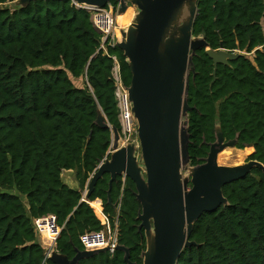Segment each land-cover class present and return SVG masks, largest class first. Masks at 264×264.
Listing matches in <instances>:
<instances>
[{
    "label": "trees",
    "instance_id": "obj_1",
    "mask_svg": "<svg viewBox=\"0 0 264 264\" xmlns=\"http://www.w3.org/2000/svg\"><path fill=\"white\" fill-rule=\"evenodd\" d=\"M0 0V264H57L47 257L33 219L48 213L63 226L56 250L70 259L84 249L80 235L104 228L101 210L117 226L120 245L143 264L147 248L135 182L110 174L98 179L89 201L62 178L73 169L80 189L107 156L111 127L97 123L100 113L121 132L114 60L124 83L132 72L124 51L101 48V34L90 13L72 0H35L10 6ZM117 4V0H112ZM193 35L214 50L240 52L228 65L214 63L206 48L193 57L187 99L190 165L203 163L216 141H226L249 160L264 164V0H198ZM125 16H119L124 24ZM252 56V57H251ZM75 80H83L77 85ZM254 147V148H253ZM228 203L204 212L177 264H264V170L223 186ZM113 204L116 205L113 206ZM117 249L82 258L77 264H126Z\"/></svg>",
    "mask_w": 264,
    "mask_h": 264
},
{
    "label": "water",
    "instance_id": "obj_2",
    "mask_svg": "<svg viewBox=\"0 0 264 264\" xmlns=\"http://www.w3.org/2000/svg\"><path fill=\"white\" fill-rule=\"evenodd\" d=\"M32 1L35 0L13 3L25 6ZM72 1L97 7L112 2ZM197 1L117 0L120 14L125 13L130 4L136 8L132 22L122 28L123 38L117 46L124 51L132 72L129 92L138 121L139 145H121L119 129L110 126L100 113L97 123L111 127L114 151L92 174L83 200L89 199L98 179L105 173L110 174L109 203H112V184L118 176L135 182L136 196L142 206L138 215L139 230L144 229L147 240L143 264H177L183 249L196 245L190 238L199 217L228 203L223 186L244 178L254 166L264 170V164L258 160L235 166L220 165L219 153L227 147H236L237 139L226 141L219 125L216 126V141L210 145L205 161L190 165L188 119L184 117L192 109L187 94L189 73L195 70L193 57L197 50L206 48L214 63L213 83L218 65H228L240 55V52L223 48L214 50L203 37L193 35ZM185 5L189 16L177 21ZM187 165L191 166L190 178L182 175V168ZM38 242L42 245L39 235ZM117 249L125 252L126 264H138L130 259L126 246L119 244ZM108 250L107 247L77 248L76 255L70 259L53 249L48 257L57 264H77L82 258ZM44 251L46 253L47 249Z\"/></svg>",
    "mask_w": 264,
    "mask_h": 264
},
{
    "label": "built area",
    "instance_id": "obj_3",
    "mask_svg": "<svg viewBox=\"0 0 264 264\" xmlns=\"http://www.w3.org/2000/svg\"><path fill=\"white\" fill-rule=\"evenodd\" d=\"M76 7L86 9L91 15V21L96 30L101 34V48L106 51L107 45L116 46L122 41V28L119 27L117 17L120 9V2L114 4L110 2L105 7L79 4L73 2ZM114 66L112 76L115 82V95L117 98L118 116L121 123L120 144L127 145L136 143L139 145L138 121L133 113V103L130 97L129 85L122 79L121 69L116 56H112ZM114 151L113 138L107 156ZM89 203L92 201L87 200ZM95 208V207H94ZM104 228L101 230L85 231L80 235V241L86 250H96L109 248L110 253H114L119 245L117 226H112L109 218L101 210ZM33 225L37 235L41 238L42 246L47 249V257L53 249L62 232L63 226L59 224L58 218L53 213H48L33 219Z\"/></svg>",
    "mask_w": 264,
    "mask_h": 264
},
{
    "label": "rangeland",
    "instance_id": "obj_4",
    "mask_svg": "<svg viewBox=\"0 0 264 264\" xmlns=\"http://www.w3.org/2000/svg\"><path fill=\"white\" fill-rule=\"evenodd\" d=\"M10 6H14V3H11ZM188 14L189 13H188V10H187V6L185 5L181 9V11L178 13L176 20L177 21H180V20L183 21L184 19H186L189 16ZM131 17H132L131 15L126 16L124 24H121L118 21L119 25L121 27H126L127 26V25H125V24H127L126 23V19H127V21L130 22ZM133 19H134V16H133ZM117 20H118V17H117ZM131 22H132V20H131ZM75 83L77 85H82L83 84V80H75ZM186 119H188V118L184 117V120H186ZM139 152H140V150H138V153ZM233 154H235V155H233ZM219 155H220V160L218 161V163L220 165L235 166V165L244 164V163H246L248 161V155L246 154V152L244 150H241L238 147H227L226 149L221 151ZM226 157H227V159H226ZM190 173H191V166L190 165L184 166L182 168V175H183L184 178L185 177L190 178Z\"/></svg>",
    "mask_w": 264,
    "mask_h": 264
},
{
    "label": "crops",
    "instance_id": "obj_5",
    "mask_svg": "<svg viewBox=\"0 0 264 264\" xmlns=\"http://www.w3.org/2000/svg\"><path fill=\"white\" fill-rule=\"evenodd\" d=\"M122 14H125V16H127V15H131V16H132V17H131V20H133V16H135V14H136V8H135V6L130 5L129 8L127 9V11H126L125 13H122ZM118 15H121V14H118ZM130 23H131V21H130V22L128 21V23L125 24V25L128 26ZM246 148H247V147H246ZM246 148L241 149V150H245ZM253 148H254V147H253ZM247 155H249V154H247ZM218 160H219V159H218ZM62 178H63L64 182H65L66 184H68L71 188H73V189H77V190H81V191L83 192V197H84V195H85V191L88 190V183H89V181H88V183H87L85 189H80L79 181H78V179H77V177H76V172H75V170H73V169H70V170H64L63 173H62ZM90 178H91V177H90ZM89 180H90V179H89ZM87 202H88V201H87ZM90 204H91L93 207H95L96 209H99L100 205L102 204V200H101V199H96V200L90 202Z\"/></svg>",
    "mask_w": 264,
    "mask_h": 264
},
{
    "label": "bare ground",
    "instance_id": "obj_6",
    "mask_svg": "<svg viewBox=\"0 0 264 264\" xmlns=\"http://www.w3.org/2000/svg\"><path fill=\"white\" fill-rule=\"evenodd\" d=\"M122 16H125V14H121ZM119 16L120 15H118V20H117V22L119 21ZM128 16V15H127ZM126 17V16H125ZM130 21H131V19H130ZM126 23H128V21H127V19H126ZM118 25H119V23H118ZM119 27H121L120 25H119ZM220 154V153H219ZM223 155V154H222ZM221 155V156H222ZM225 155V154H224ZM233 155H235V154H233ZM232 157V156H231ZM230 158V157H229ZM218 159L220 160V155H218ZM222 159V158H221ZM226 159H227V157H226ZM218 160V161H219ZM100 208V207H99ZM99 211H100V209H98ZM102 219H103V216L102 215H99Z\"/></svg>",
    "mask_w": 264,
    "mask_h": 264
}]
</instances>
